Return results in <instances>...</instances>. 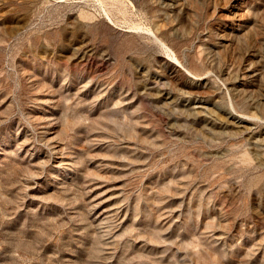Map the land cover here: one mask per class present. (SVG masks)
<instances>
[{"label":"rangeland","instance_id":"374dc122","mask_svg":"<svg viewBox=\"0 0 264 264\" xmlns=\"http://www.w3.org/2000/svg\"><path fill=\"white\" fill-rule=\"evenodd\" d=\"M254 114L264 0H0V264H264Z\"/></svg>","mask_w":264,"mask_h":264},{"label":"bare ground","instance_id":"6f19581e","mask_svg":"<svg viewBox=\"0 0 264 264\" xmlns=\"http://www.w3.org/2000/svg\"><path fill=\"white\" fill-rule=\"evenodd\" d=\"M154 32V31H153ZM161 45L164 47V48H167L168 47L166 46L165 43H163L161 40H159ZM169 51H172L171 49ZM173 52V51H172ZM174 56V60L175 62L180 65V67L182 66V63L180 62V60L177 58L176 54L173 55ZM232 102V101H231ZM233 104V103H232ZM234 109V108H233ZM235 110V109H234ZM233 110V111H234ZM238 117V116H237ZM240 120H241V123H248V122H253V121H258V122H262L264 121L263 118H260V116H256L255 114L252 116V117H249V118H244V117H238Z\"/></svg>","mask_w":264,"mask_h":264}]
</instances>
